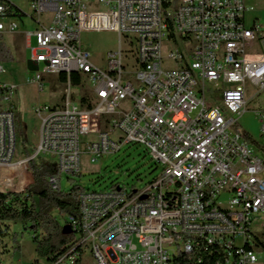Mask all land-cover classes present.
Instances as JSON below:
<instances>
[{"label": "built area", "instance_id": "built-area-1", "mask_svg": "<svg viewBox=\"0 0 264 264\" xmlns=\"http://www.w3.org/2000/svg\"><path fill=\"white\" fill-rule=\"evenodd\" d=\"M6 1L0 39L20 27L5 15ZM27 1L37 24L26 32L37 70L29 81L41 90L48 76L66 81L59 102L35 107V152L18 158L17 88L0 79V192H25L37 156L54 161L62 176L81 173L83 155L95 162L142 144L161 173L144 187L83 183L81 218H68L82 253L66 264L85 252L92 264H180L182 253L209 251L225 264H264V150L257 152L239 122L253 111L264 146V107H249L264 92V30L247 23V0ZM101 31L119 34L103 65L82 40ZM71 69H80V84ZM49 180L59 186L55 176Z\"/></svg>", "mask_w": 264, "mask_h": 264}, {"label": "rangeland", "instance_id": "rangeland-1", "mask_svg": "<svg viewBox=\"0 0 264 264\" xmlns=\"http://www.w3.org/2000/svg\"><path fill=\"white\" fill-rule=\"evenodd\" d=\"M15 3L27 14L30 6L27 0H14ZM247 5L251 9L247 15V23L253 24L256 21L264 30V0H247ZM20 27L15 33H5L0 39L9 46L14 61L2 62L5 72L0 74L2 81L16 85L15 93V111L19 116L25 129L27 146L35 148L38 141V130L40 121L35 114V107L39 104H55L62 98L64 86L57 83L56 76H48L44 79V89L32 83V79L37 72L32 65H29V56L25 57L27 31H34L37 24L29 15L15 18ZM6 18L4 21H8ZM25 34H24V33ZM82 40L93 53L94 61L103 65V58L110 50L117 49L119 46V34L115 31L85 32ZM36 38H33V46L36 45ZM126 50L131 49L128 44H124ZM56 87V88H54ZM77 91V90H76ZM252 92H250L251 94ZM264 107V92L253 101H250L249 107ZM239 122L244 130L251 133L261 144V123L259 117L253 112H246ZM252 143V142H251ZM19 154L17 157H23L22 138L17 140ZM258 153L263 151L252 143ZM262 145V144H261ZM264 155V153H263ZM45 157V156H44ZM163 167L152 160L146 146L142 144H127L120 151L99 158L91 162L87 155L82 158L81 178L79 182L85 184L91 190H109L112 186L144 187L148 182L157 177ZM63 189L70 188V182L67 174H63L60 179ZM11 234L4 238L0 235V262L4 264H26L30 256L35 253V243L32 239L30 230H26L22 222H11ZM17 235L14 236L13 233ZM19 245L20 249H16ZM83 264H92L93 258L90 252H85ZM41 261H44L42 259Z\"/></svg>", "mask_w": 264, "mask_h": 264}, {"label": "trees", "instance_id": "trees-1", "mask_svg": "<svg viewBox=\"0 0 264 264\" xmlns=\"http://www.w3.org/2000/svg\"><path fill=\"white\" fill-rule=\"evenodd\" d=\"M5 4L7 6L5 15L19 18L27 15L17 4L9 0ZM0 60L2 62L14 61L9 46L2 40L0 42ZM71 76L75 85L80 84V74L71 72ZM56 81L63 85L66 81V75H59ZM85 92L83 101L88 102L87 97L90 96V92L87 90ZM16 133L17 140L22 138L23 141L22 154L25 157H30L35 152V148L27 146L24 138V125L18 115H16ZM244 134L247 140L264 150V146L251 133L244 130ZM29 164L33 172L34 182L28 186L25 192H0V235L4 238L12 233L11 222H22L24 228L30 230L32 234L35 243L36 262L44 259L49 264H56L64 258V262L59 264H66L75 252L82 253L80 247L75 251L78 235L71 224V232H63L64 226L70 223L69 217H73L77 221L81 218L79 197L81 192L86 189L79 182L82 175L81 173L69 172L67 178L70 182V188L63 189L60 183L61 175L54 161L44 156H37L30 159ZM51 176H55L59 180L57 188L51 184L49 180ZM13 235L16 236L17 233L14 232ZM16 249H20V246L17 245ZM179 262L180 264H225L222 255L216 251L191 255L182 253ZM73 264H83V260L80 257L75 258Z\"/></svg>", "mask_w": 264, "mask_h": 264}, {"label": "crops", "instance_id": "crops-1", "mask_svg": "<svg viewBox=\"0 0 264 264\" xmlns=\"http://www.w3.org/2000/svg\"><path fill=\"white\" fill-rule=\"evenodd\" d=\"M23 33H24V32H23ZM24 34H25V33H24ZM25 37H26V43H27V46H26V50H25V54H24V55H25V57H27V56L30 57V49H29V47H28V42H29V41H28V39H27L26 34H25ZM33 38H34V37H32L31 42H33ZM36 44H37V41H36ZM29 65H32L31 62H30V60H29ZM32 66H33V65H32ZM33 68L36 69V66H33ZM51 76H52V75H51ZM57 79H58V76H56V80H57ZM29 260H30V261H31V260H35V253H33L32 256H30ZM38 263H39V264H42V263H44V261L39 260Z\"/></svg>", "mask_w": 264, "mask_h": 264}, {"label": "bare ground", "instance_id": "bare-ground-1", "mask_svg": "<svg viewBox=\"0 0 264 264\" xmlns=\"http://www.w3.org/2000/svg\"><path fill=\"white\" fill-rule=\"evenodd\" d=\"M71 72L80 74V69H71ZM217 245L216 238H205V245Z\"/></svg>", "mask_w": 264, "mask_h": 264}, {"label": "water", "instance_id": "water-1", "mask_svg": "<svg viewBox=\"0 0 264 264\" xmlns=\"http://www.w3.org/2000/svg\"><path fill=\"white\" fill-rule=\"evenodd\" d=\"M64 233H70L71 232V226L70 224H66L63 228Z\"/></svg>", "mask_w": 264, "mask_h": 264}]
</instances>
